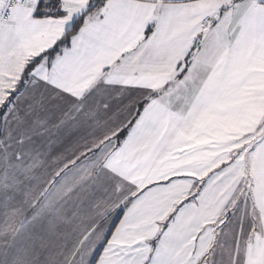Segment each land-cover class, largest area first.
<instances>
[{"label": "snow or ice", "instance_id": "snow-or-ice-1", "mask_svg": "<svg viewBox=\"0 0 264 264\" xmlns=\"http://www.w3.org/2000/svg\"><path fill=\"white\" fill-rule=\"evenodd\" d=\"M0 264H264V0H0Z\"/></svg>", "mask_w": 264, "mask_h": 264}, {"label": "crops", "instance_id": "crops-1", "mask_svg": "<svg viewBox=\"0 0 264 264\" xmlns=\"http://www.w3.org/2000/svg\"><path fill=\"white\" fill-rule=\"evenodd\" d=\"M3 259L2 251H0V260Z\"/></svg>", "mask_w": 264, "mask_h": 264}]
</instances>
